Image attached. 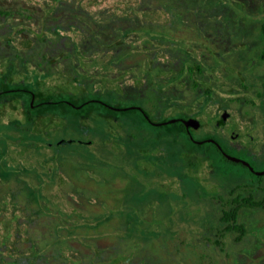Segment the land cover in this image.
<instances>
[{
    "label": "rangeland",
    "instance_id": "obj_1",
    "mask_svg": "<svg viewBox=\"0 0 264 264\" xmlns=\"http://www.w3.org/2000/svg\"><path fill=\"white\" fill-rule=\"evenodd\" d=\"M262 23L264 0H0V80L75 75L104 91L83 106H35V130L0 120V264H264V208L239 209V239L216 236L218 196L232 179L188 175L182 147L206 145L122 108L144 106L159 121L194 113L195 138L264 136ZM47 90L44 99L70 98ZM242 156L264 169V154ZM226 163L230 178L257 181L254 196H264V173Z\"/></svg>",
    "mask_w": 264,
    "mask_h": 264
},
{
    "label": "trees",
    "instance_id": "obj_2",
    "mask_svg": "<svg viewBox=\"0 0 264 264\" xmlns=\"http://www.w3.org/2000/svg\"><path fill=\"white\" fill-rule=\"evenodd\" d=\"M63 21H56V25L58 23H61ZM76 24V25H83L81 21L74 20L72 18L67 17V24ZM261 30L264 35V23L261 25ZM115 37V36H114ZM113 37V38H114ZM117 43L123 44L122 39L120 37H116ZM128 45H132L131 43H128ZM183 69L188 73H190L191 70H193V67L189 64H183ZM156 65H149L147 67V71L149 73L154 72L156 70ZM195 69L200 71L201 67L196 64ZM2 78L0 80V111L4 108V115L0 120L3 119H12V120H20L22 122H27L29 125H27V128H35V126L38 124V118L42 117L41 115L33 116L31 114V111L35 106L41 105L43 103H58V102H66L68 104H75V107L83 106L89 102H99L98 99L100 98V95L104 93L103 90L99 89L98 87L96 89L91 90L85 87V84L80 81L79 78H77L75 75L69 78H65L61 76L60 74H48L47 78L44 80H35L34 83H26V81L29 79L28 75L26 73H10V72H3L1 74ZM153 82V80H152ZM153 85L155 83L153 82ZM47 87V88H44ZM52 91V93H55V90H58L59 94H67L70 96V98H49L46 99L43 98V96H48L51 93H45V91ZM119 89V88H118ZM130 89V87H128ZM127 87H121L118 90V93L122 98L124 97H130V94L128 92ZM207 92L210 91V89H206ZM12 92H24L27 93V98H23L21 96L17 95H10L8 97L7 95ZM31 92L35 94L34 99H32V106L29 105V100L31 98ZM87 93H90L89 95ZM85 95L86 98H83L79 101H74V99ZM39 96V100H35V98ZM88 96V97H87ZM91 96V97H90ZM47 99L48 102L46 101ZM68 99L69 102L66 100ZM113 106H120L117 103H113ZM11 109H9V108ZM143 110H140L143 114L144 118L147 119L148 123L150 124V121H159L158 119L153 118V114L151 117V112L146 109L144 106H141ZM123 108V107H122ZM13 111V114L9 112V110ZM138 109V108H137ZM179 113L185 114L184 116H181L180 114H170L162 119L166 120L169 118H176L173 122H167L165 124L175 126L177 129V135L183 137L184 142H188L192 145H196L198 147L206 145L205 148L200 149H192L187 147H182L181 155H182V165L184 166L185 172L188 175L194 176L196 179H200L204 176L206 173L211 172H217L221 173L224 176V179L226 181L232 179V186L229 188H226L225 191L228 195L221 196L219 195V210L220 213L217 214V218L214 219V225L217 229L216 236L223 234L225 231H237L238 234L236 235V239H239L241 235L245 232L244 224L238 219L239 218V209L243 206L248 207H262L264 208V196L262 198H257L254 196V193H257L260 190V187L258 186V182L254 180H249L247 178H230L229 169L226 168L225 163H232V164H238L242 166L244 169L245 166L241 165L239 163L233 162L228 160L224 157V155L220 152L217 145L211 141H202V142H195L192 137L193 132L195 129H191V132H189L186 129L185 124L178 119V117H189V116H195L194 113L191 112H185V111H179ZM147 114L148 117L145 116ZM18 120V121H19ZM20 121V122H21ZM164 125V124H160ZM35 130V129H34ZM192 136V137H191ZM208 137V136H207ZM214 138L215 140L222 143V140L219 139L216 136H210ZM195 138V137H194ZM205 137L197 138V139H203ZM175 140V138H174ZM156 146L152 147V149H155ZM160 148V147H158ZM226 163V164H227ZM210 168V170L208 169ZM247 172L251 175H255L251 173L248 169H246ZM259 176V175H255ZM237 189H241L243 191H247L248 194L244 195L242 194L243 191H238V193L233 194L234 191ZM215 229V230H216ZM215 241L218 242V239L215 238Z\"/></svg>",
    "mask_w": 264,
    "mask_h": 264
},
{
    "label": "flooded vegetation",
    "instance_id": "obj_3",
    "mask_svg": "<svg viewBox=\"0 0 264 264\" xmlns=\"http://www.w3.org/2000/svg\"><path fill=\"white\" fill-rule=\"evenodd\" d=\"M34 97H35V94L33 92H31V98L34 99ZM189 117H192V116H189ZM189 117H186V118L178 117V119L179 120L181 118L187 119ZM218 123L219 122H217V124ZM186 129L189 132H191V129H195V128H193L192 126H189V127H186ZM261 137H264V136L263 135H259L258 137L255 138L252 135V133H250V135L248 137H247V135H241L240 137H238L237 136V132L236 131H232L228 140H225L224 137L220 136V138L222 140V143L217 141V140H215V141L218 143V145L215 142H213V141H211V142H213V143H215L217 145V147L219 148L220 152L224 155L225 158H227L230 161H233V162L239 163L241 165H244L245 168L248 169L251 173L260 176L262 173L257 174L255 171L264 170V169H256L253 166L252 162L248 158H246V157H244L242 155L246 154V155H249L251 158L255 159V158L260 157L262 154H264V145H262V148L260 149V151L256 150L257 149L256 148L257 147L256 143L264 144V138H261ZM210 138H212V137H210ZM192 139L193 140L194 139L203 140L205 138L197 139V138L192 137ZM225 154H229V155H232V156H235V157H238V158L246 160L251 165L252 169H250L248 165L244 164L241 161H236V160L228 158ZM208 169L210 170V168H208Z\"/></svg>",
    "mask_w": 264,
    "mask_h": 264
},
{
    "label": "water",
    "instance_id": "obj_4",
    "mask_svg": "<svg viewBox=\"0 0 264 264\" xmlns=\"http://www.w3.org/2000/svg\"><path fill=\"white\" fill-rule=\"evenodd\" d=\"M129 107H135V108H138L140 110H143V108L141 106H137V105H131V106H128V107H123V108H129ZM226 114H227V112L223 111L222 114H221V118H224L226 116ZM145 116L148 117L147 114H145ZM175 119L176 118H169V119H166V120H163V121H154L153 123L155 125H160V124H165L167 122H173ZM180 120L185 124L186 127L192 126L193 128H197L198 125H199L198 119L194 118V117H189L187 119L181 118ZM194 141L195 142H199V143L202 142V141H213V142H215L218 145V143L215 141V139L210 138V137L205 138L203 140L194 139ZM225 155L228 158H230V159L243 162L244 164L248 165L250 169H252L251 165L246 160L238 158V157H235V156H232V155H229V154H225ZM255 172L257 174H260V173H264V170H259V171H255Z\"/></svg>",
    "mask_w": 264,
    "mask_h": 264
}]
</instances>
